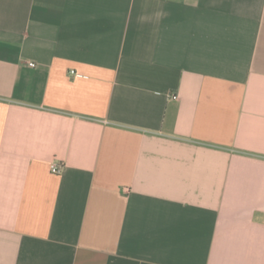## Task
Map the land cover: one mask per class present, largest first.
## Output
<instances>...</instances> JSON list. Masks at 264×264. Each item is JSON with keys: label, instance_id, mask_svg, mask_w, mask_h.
Returning <instances> with one entry per match:
<instances>
[{"label": "crops", "instance_id": "crops-1", "mask_svg": "<svg viewBox=\"0 0 264 264\" xmlns=\"http://www.w3.org/2000/svg\"><path fill=\"white\" fill-rule=\"evenodd\" d=\"M0 264H264V0H0Z\"/></svg>", "mask_w": 264, "mask_h": 264}, {"label": "built area", "instance_id": "built-area-1", "mask_svg": "<svg viewBox=\"0 0 264 264\" xmlns=\"http://www.w3.org/2000/svg\"><path fill=\"white\" fill-rule=\"evenodd\" d=\"M29 65H30L31 67H34V66H35L33 63H30ZM173 98L176 99L177 97H176V96H173ZM51 172H52L53 174H59V172H60V166L57 165V164H52V165H51Z\"/></svg>", "mask_w": 264, "mask_h": 264}]
</instances>
